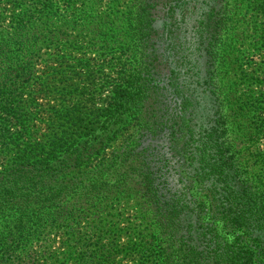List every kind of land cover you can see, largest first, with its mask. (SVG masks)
<instances>
[{
	"label": "trees",
	"instance_id": "obj_1",
	"mask_svg": "<svg viewBox=\"0 0 264 264\" xmlns=\"http://www.w3.org/2000/svg\"><path fill=\"white\" fill-rule=\"evenodd\" d=\"M1 3L0 264H30L45 231L80 244L86 218L98 236L78 264L113 253L101 246L105 236L138 264H264V183L249 175L247 147L233 135L256 130L250 117L261 106L250 77L237 97L223 83L236 46L264 47V0H114L110 14L102 0ZM244 6L256 15L242 16ZM70 31L86 50L131 54L127 73L121 58L111 62L119 72L101 114L90 117L82 101L41 106L31 91L44 53L45 78L60 75L78 43ZM136 115L131 143L99 159ZM129 204L135 214L123 234L115 207Z\"/></svg>",
	"mask_w": 264,
	"mask_h": 264
},
{
	"label": "rangeland",
	"instance_id": "obj_2",
	"mask_svg": "<svg viewBox=\"0 0 264 264\" xmlns=\"http://www.w3.org/2000/svg\"><path fill=\"white\" fill-rule=\"evenodd\" d=\"M33 1V0H32ZM114 0H102L101 9L103 12H112V2ZM251 1V0H250ZM0 1V8L3 3ZM32 4L30 1L23 4L24 8H30ZM5 8H8L7 6ZM246 10L243 11L242 16L245 18H253L256 14L251 11V8L244 6ZM8 11V9H5ZM75 40L77 44L74 49L71 47L66 51V59L58 65V71L61 72L57 79L52 81V79L45 78L49 75V72L43 74L45 65L49 60L48 54L44 53L41 57L42 63L37 67V74L41 75L42 78L38 85L33 84L31 86V91L37 92V102L39 105L43 106H60V104L68 103H78L82 101V106L86 107V112L90 113V117L93 112L98 115L101 114V110L105 108V105L111 98L110 90L112 85L110 84L113 80H116L118 68L112 61L120 62L125 69V73L130 71L131 66V54L128 52L126 55L120 56L117 53L109 54L107 50L98 49L96 47L86 50V46L83 45L82 36L74 37L76 32H68ZM156 37L152 36L150 38L152 41H156ZM241 38V37H239ZM239 41V40H238ZM104 48V47H103ZM236 53L234 54V65L226 71L223 76V83L229 90L226 92L227 95L230 94V90L233 91V96H240L242 92L245 91L244 86L240 85L243 76H248L251 78L250 81L246 82L251 94L254 98H257L260 102L261 111L259 113L251 115L250 119L252 122H257L258 126L254 131L252 125H249L246 129H241L240 127L235 128L233 131L235 143L238 146L244 145L247 150L244 154V159L247 162L248 173L251 177H256L264 183V163L260 162L255 156L257 153L262 154L264 158V47L263 45L255 48H249L246 44L242 43L241 46L235 47ZM158 70H164V66L156 63ZM52 66V65H51ZM50 66V67H51ZM88 66V68H87ZM228 67V66H226ZM52 68H56L52 66ZM77 75V76H75ZM116 82V81H115ZM231 84H235V88L231 89ZM138 117V115H136ZM47 119L46 116L42 118L43 122ZM140 126V118L130 119L127 121L124 129L120 132V135L116 137L114 142L108 147L105 155L99 157V159L110 158L114 153L122 150L125 145L131 143L134 139L137 130ZM41 128V129H40ZM43 125L36 124L33 130L39 131L40 134H46L42 131ZM242 131L244 134L243 139L239 140ZM258 133L257 138H249V133ZM162 152V151H161ZM255 162V164H254ZM264 162V161H263ZM115 211L119 213V217L115 218V224L119 229L123 230V234L127 233L128 224L132 220L135 214V209L132 204L127 207H115ZM137 223V222H136ZM130 225V224H129ZM90 224L89 219L86 218L80 225L81 238L80 244L68 240L65 231L56 229L47 233L45 231L44 235H40L30 247L28 261L30 264H78V258L80 251L83 248L88 247L93 244L96 240L98 233L92 234L89 232ZM101 234V233H100ZM103 235V234H102ZM110 238L105 236L104 241L101 246H111L113 253L103 254V258L100 264H138V257L136 255H130L125 257L123 253H116L115 242L110 245ZM122 239L120 243H122ZM126 242V239L124 240ZM118 244V243H117ZM73 247V249H72ZM122 250V248H120ZM19 258L24 256V254L16 255ZM27 261V258L25 257ZM110 260V261H109ZM107 263H106V262Z\"/></svg>",
	"mask_w": 264,
	"mask_h": 264
}]
</instances>
